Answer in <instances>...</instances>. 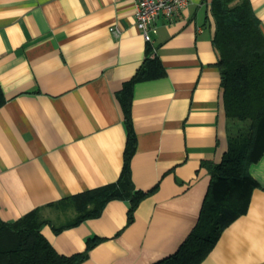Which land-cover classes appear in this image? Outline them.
Returning a JSON list of instances; mask_svg holds the SVG:
<instances>
[{"label":"crops","instance_id":"1","mask_svg":"<svg viewBox=\"0 0 264 264\" xmlns=\"http://www.w3.org/2000/svg\"><path fill=\"white\" fill-rule=\"evenodd\" d=\"M251 2L264 30V0ZM210 7L189 0L173 20L156 21L150 44L166 73L134 84L132 178L156 190L131 224L128 202L114 199L99 217L59 233L45 225L60 253L82 252L97 236L81 264H151L176 252L196 224L211 180L202 162L218 163L228 149ZM147 46L134 0H0L4 221L37 208L56 218L73 207L69 197L119 179L127 131L118 93ZM249 171L258 186L248 211L199 264H264V154Z\"/></svg>","mask_w":264,"mask_h":264},{"label":"trees","instance_id":"2","mask_svg":"<svg viewBox=\"0 0 264 264\" xmlns=\"http://www.w3.org/2000/svg\"><path fill=\"white\" fill-rule=\"evenodd\" d=\"M215 22L213 44L218 51L217 66L227 116L228 149L218 163L203 160L211 175L210 184L199 218L176 252L151 264H199L216 245L223 231L250 206L252 193L258 186L250 174V166L264 154V30L251 0H210ZM161 60L148 43L142 65L124 83L118 98L124 111L127 142L124 165L119 179L68 198L74 216L56 223L34 209L19 219L7 222L0 217V264H81L102 238L87 239L86 249L73 254L60 253L44 235L49 224L56 233L99 217L108 202H128L127 224L134 221L141 201L153 193L157 185L144 191L132 178L131 161L137 137L133 126L132 99L138 81L164 76ZM0 84V107L5 103Z\"/></svg>","mask_w":264,"mask_h":264},{"label":"built area","instance_id":"3","mask_svg":"<svg viewBox=\"0 0 264 264\" xmlns=\"http://www.w3.org/2000/svg\"><path fill=\"white\" fill-rule=\"evenodd\" d=\"M136 25L146 42L153 41L152 33L157 31L156 21L160 17L173 20L188 5L189 0H134ZM115 34L120 30L112 28Z\"/></svg>","mask_w":264,"mask_h":264},{"label":"rangeland","instance_id":"4","mask_svg":"<svg viewBox=\"0 0 264 264\" xmlns=\"http://www.w3.org/2000/svg\"><path fill=\"white\" fill-rule=\"evenodd\" d=\"M59 216H56V218H53L54 221H56L57 223H62L65 222L66 220L72 218L74 216V208L70 207L67 208L65 210H59L58 213Z\"/></svg>","mask_w":264,"mask_h":264}]
</instances>
